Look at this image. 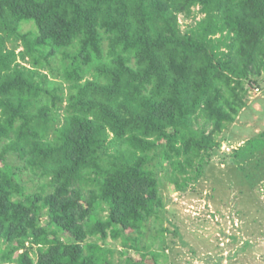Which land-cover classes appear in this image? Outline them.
I'll return each instance as SVG.
<instances>
[{
	"label": "trees",
	"instance_id": "16d2710c",
	"mask_svg": "<svg viewBox=\"0 0 264 264\" xmlns=\"http://www.w3.org/2000/svg\"><path fill=\"white\" fill-rule=\"evenodd\" d=\"M263 79L264 0H0V264H167L164 188L203 176ZM262 154L264 132L230 168Z\"/></svg>",
	"mask_w": 264,
	"mask_h": 264
},
{
	"label": "rangeland",
	"instance_id": "374dc122",
	"mask_svg": "<svg viewBox=\"0 0 264 264\" xmlns=\"http://www.w3.org/2000/svg\"><path fill=\"white\" fill-rule=\"evenodd\" d=\"M198 11L190 18L180 16L183 33L201 19ZM31 30L32 25L23 27L24 32ZM23 51L19 45L17 54ZM59 61L52 60L55 70L59 69ZM248 101L249 106L238 121L218 137L221 148L203 176L186 192H179L170 184L164 188V228L168 231L162 239L169 246L167 264H264V167L249 168L248 173L254 172L251 177L240 169L230 168L235 152L264 132V85L253 89ZM260 156L264 162V155ZM155 170L165 174V164L157 165ZM163 181L168 183L166 177ZM239 182L255 184L239 185ZM248 242L250 246L246 247ZM107 244L116 250L122 247L120 242ZM223 256L225 259L221 261ZM125 258L118 254L116 264H125Z\"/></svg>",
	"mask_w": 264,
	"mask_h": 264
}]
</instances>
